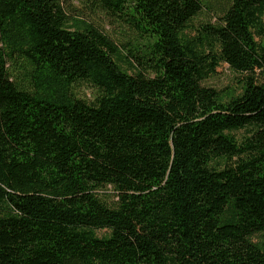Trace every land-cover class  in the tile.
I'll return each mask as SVG.
<instances>
[{
	"label": "trees",
	"instance_id": "trees-1",
	"mask_svg": "<svg viewBox=\"0 0 264 264\" xmlns=\"http://www.w3.org/2000/svg\"><path fill=\"white\" fill-rule=\"evenodd\" d=\"M64 1L0 0V264H264V0Z\"/></svg>",
	"mask_w": 264,
	"mask_h": 264
},
{
	"label": "rangeland",
	"instance_id": "rangeland-1",
	"mask_svg": "<svg viewBox=\"0 0 264 264\" xmlns=\"http://www.w3.org/2000/svg\"><path fill=\"white\" fill-rule=\"evenodd\" d=\"M229 1L230 0H201L203 8L199 15L192 19L186 32L190 36H194L202 24L216 23ZM64 6L70 16L90 20L98 27L103 28L120 47L121 44L126 43L133 36L127 25L103 9L98 0H65ZM123 66L127 65L123 63ZM237 78L238 75L226 64H221L216 68V72L204 81V84L212 86L217 90L225 91L229 87L236 85ZM75 91L80 98L92 99L93 89L89 85L83 84L77 87ZM242 134L243 131H240L237 135L240 137ZM108 192L112 195L111 191ZM95 233L98 236H104L109 232L105 229H97ZM253 241L264 242V234L254 235Z\"/></svg>",
	"mask_w": 264,
	"mask_h": 264
}]
</instances>
